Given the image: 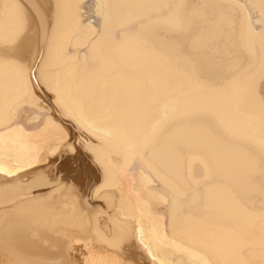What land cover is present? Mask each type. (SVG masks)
<instances>
[{
	"label": "bare ground",
	"instance_id": "bare-ground-1",
	"mask_svg": "<svg viewBox=\"0 0 264 264\" xmlns=\"http://www.w3.org/2000/svg\"><path fill=\"white\" fill-rule=\"evenodd\" d=\"M84 1L0 0V33L22 19L30 46L22 76L0 67V197L54 170L68 191L101 174L103 187H115L102 195L115 234L116 220L134 230L153 264H261V0H94L96 23L87 22ZM98 13L110 20L101 35ZM169 15L185 22L180 42L148 25ZM55 139L75 151L63 145L53 156ZM166 201L167 225L159 210ZM114 205L131 220L112 213ZM0 237L45 254L19 226ZM109 261L86 264H116Z\"/></svg>",
	"mask_w": 264,
	"mask_h": 264
},
{
	"label": "rangeland",
	"instance_id": "rangeland-1",
	"mask_svg": "<svg viewBox=\"0 0 264 264\" xmlns=\"http://www.w3.org/2000/svg\"><path fill=\"white\" fill-rule=\"evenodd\" d=\"M84 2L86 4L84 3L83 13L87 22L96 23L97 16L89 10L94 0H85ZM252 13L256 14L253 9ZM257 26L261 27L260 23ZM36 63L32 67L33 70H36ZM44 90L49 98L46 100L45 96L41 95V97L47 103L50 102L54 105L52 92ZM67 130V139H70L73 128L70 127ZM64 143L56 139L52 142L53 156L61 152ZM84 160L89 165L93 163L88 156H85ZM61 163L62 160L59 159L55 164L60 167ZM95 165H98L97 162ZM75 172L77 171H72V174ZM59 173L60 171L54 170L41 181L26 177L13 191L0 197V233L19 226L26 237L38 243L45 250L43 257L26 254L18 248L17 244H8L0 237V263L24 264L25 261L30 260L40 262V264H62L63 261L70 258L73 264H86L95 259L96 261L97 259L102 261L112 259L109 262L116 264H128L129 261H133L135 264H153L144 246L138 244L139 238L135 231L137 242H133L135 243L133 247L123 244V248H115L111 243L112 237L116 234L112 221L108 218L102 195L105 191L115 189V187L105 186L102 192L97 195L96 188L103 184L100 174L87 188H83L81 191H68L66 190L67 182L61 180ZM74 184L79 187L83 186V183L78 181H74ZM155 184L157 192L166 195L165 189L159 184ZM169 199L170 195L167 196V200ZM167 204L168 201L159 206V210L163 212L161 217L166 225L169 218L164 207ZM190 204V201L186 202V205ZM37 207L41 210L33 211ZM112 213H115L117 217L120 216V219H130L121 213L118 205L112 207ZM101 236L104 239H101ZM88 259L89 261H87Z\"/></svg>",
	"mask_w": 264,
	"mask_h": 264
},
{
	"label": "snow or ice",
	"instance_id": "snow-or-ice-1",
	"mask_svg": "<svg viewBox=\"0 0 264 264\" xmlns=\"http://www.w3.org/2000/svg\"><path fill=\"white\" fill-rule=\"evenodd\" d=\"M61 5H57V8H60ZM77 9H80L82 6L77 4L75 6ZM104 7H107L105 4H97L96 8L97 10L103 9ZM162 7H170L168 5H164ZM254 7H256L254 5ZM259 15L261 16V20L258 21L260 23L261 27L258 33H255V35H259L262 39H264V0H261L260 5L258 6ZM102 17V29L100 33H97V35L103 34L104 31H107L109 28L110 20L109 17L104 15L103 13H98ZM184 24L185 22L175 16V15H169L166 17H162L161 19L157 20H148V25H158L162 27L166 32L170 33L169 39L174 40L176 42H180L182 39V35L184 32ZM146 25H142L144 27ZM254 31V30H253ZM190 56H195L196 53L194 51L189 52ZM29 60H30V46L28 44V35L27 30L23 25V20L21 19V23L11 32H5L0 33V67L5 68H12L18 75H23L26 68L29 66ZM208 63H211V61H207ZM252 93L254 94V89L252 90ZM57 95L59 96V92H57ZM260 123H261V137L258 142V150L260 153V160H259V167H260V190L262 193H264V94L261 93L260 95ZM73 119L79 120V117H71ZM64 149L68 152H74L75 148L69 146L68 143L64 144ZM2 170V169H0ZM108 183L107 175L105 176V184ZM103 190V185L96 188V194L99 195ZM91 198V197H89ZM261 212L264 213V208L261 209ZM118 227H117V233L115 236L112 237L111 243L114 247H122L125 241L132 240L133 242L136 241V237L134 235V230L132 233H128L126 230L121 231L119 228V220L114 221ZM101 239H104V237L101 236ZM138 244L140 246H146L144 245V240L141 237L138 241ZM148 255L151 256V252H148ZM155 259V257H152ZM24 264H40V262L35 261H25ZM62 264H73L71 259H67L62 262ZM128 264H135L133 261H129ZM208 264H218L217 261H209ZM261 264H264V260L261 261Z\"/></svg>",
	"mask_w": 264,
	"mask_h": 264
}]
</instances>
